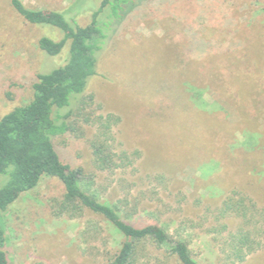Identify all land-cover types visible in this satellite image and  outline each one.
<instances>
[{"label":"rangeland","instance_id":"374dc122","mask_svg":"<svg viewBox=\"0 0 264 264\" xmlns=\"http://www.w3.org/2000/svg\"><path fill=\"white\" fill-rule=\"evenodd\" d=\"M21 1L79 25L102 2ZM42 36L62 32L0 0V117L31 100L38 74L65 64L69 43L49 56ZM71 107L55 149L126 221L162 226L199 264H233L228 242L243 220L219 210L226 197H242L260 244L234 264H264V0H142L97 52ZM94 142L107 144V167L95 162ZM63 193L43 176L0 212L9 264H107L118 252L122 236L100 217L55 216ZM136 264L179 263L148 245Z\"/></svg>","mask_w":264,"mask_h":264},{"label":"trees","instance_id":"16d2710c","mask_svg":"<svg viewBox=\"0 0 264 264\" xmlns=\"http://www.w3.org/2000/svg\"><path fill=\"white\" fill-rule=\"evenodd\" d=\"M141 2L102 0L92 11L90 21L79 25L74 18H65V13L35 10L26 7L21 0H11L12 7L25 21L48 25L62 32L59 40L40 37V50L49 56H57L68 42L69 55L64 65L37 75L32 84V98L27 104L14 107L0 117V212L6 211L20 194L35 188L43 176L54 177L64 188L62 197L54 204L55 216L74 219L89 211L108 222L122 236L120 249L107 264H136L141 251L148 245L179 264H199L188 244L162 226H138L126 221L117 206L99 197L92 188L91 176L82 167H71L62 161L52 141L67 131L66 119L71 113V105L76 103L88 79L95 73L97 52L113 29ZM193 122L188 123L190 129L197 128V123ZM109 153L107 144L93 143L95 162L100 167L111 164ZM262 188L264 191V186ZM219 212L220 215L233 213L242 218L243 224L230 234L228 247L233 264L244 262L260 244L248 229L250 215L244 198L226 197ZM4 246V230L0 226V264H9Z\"/></svg>","mask_w":264,"mask_h":264}]
</instances>
